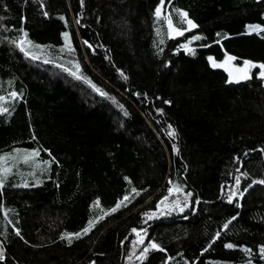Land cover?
<instances>
[{"label":"trees","instance_id":"1","mask_svg":"<svg viewBox=\"0 0 264 264\" xmlns=\"http://www.w3.org/2000/svg\"><path fill=\"white\" fill-rule=\"evenodd\" d=\"M160 2L0 0V264H264V0Z\"/></svg>","mask_w":264,"mask_h":264},{"label":"snow or ice","instance_id":"2","mask_svg":"<svg viewBox=\"0 0 264 264\" xmlns=\"http://www.w3.org/2000/svg\"><path fill=\"white\" fill-rule=\"evenodd\" d=\"M161 3L163 5V0H161ZM179 15L183 18V22H186L189 30L190 29H194V28L197 27V25L194 24L192 22V20L188 19V14L186 12H180ZM156 16L157 17H160L161 16V8L160 7H158L156 9ZM167 23H168L169 36L170 37L172 36V33H175L176 35H183L184 34V30L183 29H178V28H176L173 25V22H172V20H171L170 17L168 18ZM258 30L259 31H264V29H258L257 27H251L249 29L250 32H256ZM26 36H27V34L24 33V38H21L19 40L18 46L20 47L21 51H25V46L31 44L30 41H27L26 40ZM64 38H65V46L67 47V49L69 51H73V49L71 48V38L69 37L68 33H65L64 34ZM14 43H15V41H14ZM184 47H185L186 51L192 52V49L188 48L187 45H185ZM61 50L63 51V49H61ZM209 59L211 61V58H209ZM234 59H235L234 57L228 56L227 57V61L225 63L230 62V61H232ZM213 66L214 67H220L221 65H217V64H215V62H213ZM244 66L245 67L243 69L238 68V69L235 70L237 73H242V75H236L235 77H233L232 72H229V81H228L229 83H233V82L240 83L241 80L250 79L251 76L248 74V70L251 69V68H257V67L259 69H261V71L258 73L257 78H259L261 80H264V64H254V63L249 62V61H244ZM125 79H126V77H125ZM97 91H99V89H97ZM101 94L103 95L104 93H101ZM10 96L13 99H15L17 97V93L16 92H12V93H10ZM5 102H6V98L4 96H0V114H5V113H7L9 111V109L4 106ZM166 103H168V102L166 101ZM168 134H169L170 137H173V138L176 137V132L174 130L173 131H170ZM38 156H39V152L38 151H33V152H30V153H26L24 155L23 159H24V162L27 163L29 160H32L33 158H36ZM44 163H48V162L46 161ZM7 171H8V169H4V173L5 174L7 173ZM5 178H6V175L0 176V188L3 187V183H4V179ZM126 179H128V178H126ZM258 183H264V180L258 181ZM239 186H240V180H239V178H237L236 179V189L237 190L239 189ZM171 191L172 190L169 189V192L170 193H171ZM177 191H182V190L179 189V188H177ZM132 192L135 193L136 195H139L140 194L139 192H137V190L135 188L132 189ZM190 195H191V193L185 194V203H187V198ZM235 196H236V191H233L232 194L228 198L229 199V203H231L233 201V198ZM167 199H168V197H164V199H162L159 202V204L157 205V207L159 208L161 205H164L165 204V201ZM125 201H129V197L127 195L123 198V200L117 202V204L115 205V207H113L111 209V212L117 211L121 207V205H123V206L126 207L127 204L125 203ZM95 203H96V205H99V200H97ZM175 206L176 207H179V203L177 202L175 204ZM237 206H239V205H237ZM180 211L182 212L183 211V208H180ZM108 214H110V213H105V215H108ZM153 215H155V214L154 213H152V214H146V216L148 217V219H151ZM99 219H103V216L99 217ZM94 226H95V222L92 221V220H89L88 221V226L85 227L82 230L81 233H76V234L65 233L61 238L62 239H65L66 238V239H68V242L71 243V239H72L73 236H75L76 238H80L81 235L88 234V232L91 231V229ZM224 227L227 228L228 225L226 224ZM133 232H135L136 235H137V237L139 238L137 240V243L143 244L144 238L141 236V234L139 232H136L135 229H133ZM17 234L19 235V232H17ZM217 235L219 236V233H217ZM227 247L231 248V247H233V245L228 244ZM149 248L155 249V250H158V251H164L163 248H161L158 244H156V243L153 242V243H150L148 246H145L144 247L143 252L141 253V256H146V254L149 251ZM261 253L264 254V247L261 248Z\"/></svg>","mask_w":264,"mask_h":264},{"label":"rangeland","instance_id":"3","mask_svg":"<svg viewBox=\"0 0 264 264\" xmlns=\"http://www.w3.org/2000/svg\"><path fill=\"white\" fill-rule=\"evenodd\" d=\"M158 7L161 8V16H160V17H157V16H156V9H157ZM156 9H155V16H156L157 18H163V17L165 18V24H166V28H167V35H168V37H170V36H169L168 23H167L168 16H166V14L164 13V11H163V5H162L161 2L157 5ZM185 23H186V22H185ZM173 25H174V24H173ZM174 26H175V25H174ZM175 27H176V26H175ZM251 27H257L258 29H261V27H260L259 25H257V24L247 25V26H246V29H245V30H246V33L251 34V33L259 32V30L256 31V32H250L249 29H250ZM176 28H178V27H176ZM178 29H179V28H178ZM190 30H192V29H190ZM190 30L188 29V26H187V24H186V30H184V33H185L186 31H190ZM180 36H182V35H176L175 33H172L171 38H176V37H180ZM193 40H194V39H193ZM187 45H188V44H187ZM188 48H189V46H188ZM228 56H231V55H229V54H225L224 57H223L222 59H220V60L216 59L214 56H208V57H207V60H208L209 65H210L212 68L223 70V71L226 73V75H227V80L229 81V72H232L233 77H235L236 75H242V73H237L235 70L238 69V68L243 69L245 66H244V61H242L241 63H237V62L235 61V59L232 60V61H230V62L225 63V62L227 61V57H228ZM231 57H232V56H231ZM209 58H211V61H210ZM245 61H248V60H245ZM213 62H215V64H217V65H221V66H220V67H214V66H213ZM249 62H251V61H249ZM252 63H254V64H260V63H255V62H252ZM260 71H261V69H259L258 67H257V68H251V69L248 70V74H249L251 77L255 74V76L257 77V76H258V73H259ZM246 80H248V79H246ZM246 80H241V82L246 81ZM262 81H263V83H264V80H262ZM233 83H235V82H233ZM231 189H232V192H233V191H236V182L234 183V185L232 186ZM236 192H237V191H236ZM231 194H232V193H231ZM231 194H230V195H231ZM175 204H176V203H172V204H170V202L168 203V200H166V201H165V204H164V205H161V206L159 207V209H160V208H163V207H168V206H170V205H175Z\"/></svg>","mask_w":264,"mask_h":264}]
</instances>
